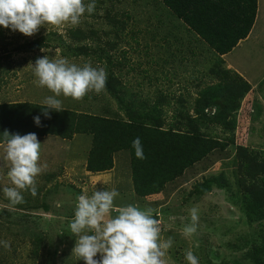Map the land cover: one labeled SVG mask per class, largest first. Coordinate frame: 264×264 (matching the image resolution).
Returning a JSON list of instances; mask_svg holds the SVG:
<instances>
[{
  "label": "rangeland",
  "instance_id": "374dc122",
  "mask_svg": "<svg viewBox=\"0 0 264 264\" xmlns=\"http://www.w3.org/2000/svg\"><path fill=\"white\" fill-rule=\"evenodd\" d=\"M91 2L84 0L85 5ZM95 6L76 26L44 25L32 36L0 26V104L44 105L54 93L38 86L35 62L45 56L67 58L81 67L91 63L104 68L107 80L101 93L91 91L82 100L56 97L62 108L192 131L221 147L159 192L139 196L132 188L128 151L120 153L124 158L116 160V171L93 183L82 163L69 167L65 162L67 144L58 152L45 145V140L66 143L72 138L37 136L42 142L39 163L46 167L36 177V196L22 190L25 202L11 205L3 187L13 185L0 161V242L11 245L7 249L0 243V264H86L72 255L77 237L69 225L77 198L85 191L91 196L112 189L120 194L114 199L117 208L133 204L152 209L161 239L173 241L167 264H188V249L199 264H264V0H256L251 35L228 55L227 63L196 46L162 0H95ZM229 63L244 75L228 68ZM218 94L224 108L215 103ZM220 113H226V120L214 119ZM3 129H9L7 122ZM77 136L71 153L82 151L85 159L92 137ZM194 206L197 230L185 237L183 228L191 223Z\"/></svg>",
  "mask_w": 264,
  "mask_h": 264
},
{
  "label": "clouds",
  "instance_id": "9594fccd",
  "mask_svg": "<svg viewBox=\"0 0 264 264\" xmlns=\"http://www.w3.org/2000/svg\"><path fill=\"white\" fill-rule=\"evenodd\" d=\"M95 0L85 5L84 0H0V26L32 36L44 25L76 26L87 11H95ZM32 65V64H31ZM34 75L40 87H47L53 96L44 100V115L50 118L48 109L63 111V95L74 100H82L91 91L101 93L106 86L107 73L102 67L85 63L82 67L70 63L67 58L50 60L47 56L38 58L34 65ZM37 126L39 116L34 117ZM4 155L0 158L2 167H7V177L12 187L4 186V197L11 205L24 203L22 190H30L37 195L36 177L46 165L41 166V143L35 133L21 136L2 134ZM138 159H145L139 137L133 141ZM120 194L116 189L94 191L91 196L85 191L79 195L74 218L70 222L71 234L77 237L72 255L83 259L86 264H167L166 255L172 246V239H161L160 221L153 217L152 209L142 210L129 204L116 207L114 199ZM191 223L183 228V235L190 237L196 232L199 219L198 208L190 210ZM116 212L113 217L111 213ZM10 249L8 241L0 242ZM101 259L97 260V254ZM188 264H199L198 257L191 249L186 250Z\"/></svg>",
  "mask_w": 264,
  "mask_h": 264
},
{
  "label": "trees",
  "instance_id": "16d2710c",
  "mask_svg": "<svg viewBox=\"0 0 264 264\" xmlns=\"http://www.w3.org/2000/svg\"><path fill=\"white\" fill-rule=\"evenodd\" d=\"M162 1L174 17L218 55L229 53L239 41L245 39L256 17V0ZM219 97L218 94L214 98L215 103L224 108L226 104ZM43 107L32 103L0 104V141L3 139L5 122L9 125L7 130L10 134L21 136L35 133L37 136L50 134L70 139L76 134L91 135L87 171L112 169L113 154L126 150L130 155L133 191L139 196L159 192L166 183L178 178L187 168L221 147L219 141L198 133L162 130L141 119L121 121L65 108L63 111L48 109L50 118H47ZM225 114H216L214 119L226 120ZM21 116L26 119L17 120ZM36 116L40 117V126L35 123ZM137 137L141 140L145 159L136 157L133 141Z\"/></svg>",
  "mask_w": 264,
  "mask_h": 264
},
{
  "label": "crops",
  "instance_id": "0c3cea01",
  "mask_svg": "<svg viewBox=\"0 0 264 264\" xmlns=\"http://www.w3.org/2000/svg\"><path fill=\"white\" fill-rule=\"evenodd\" d=\"M170 13H171V12H170ZM171 17H172L174 20H176V21H178L179 23L182 24V26H183L184 29L187 31L188 35L191 37V39L193 40V42L195 43L196 46H197L198 44L203 45V46L205 47V49H208V50H210L211 52H213L214 54H216V53L213 51V49H211V48L205 43V41H203V40L200 39L196 34H194L189 28H187V27L183 24V22H182L181 20H179V19H177L176 17H174V16L172 15V13H171ZM252 30H253V28H252ZM252 30L250 31L249 36L251 35ZM249 36H248L246 39L239 41V43L236 45V47H234V48L232 49V51H230L229 53L224 54V55H218V54H217V56H218L220 59H224V62L227 63V57H228V55L231 54L232 52H235L237 47H241V45H242L243 43L246 42V40L249 38ZM188 44H189V43H188ZM188 44H187V48H188ZM189 45H191V44H189ZM191 49H194V47L191 48ZM242 63H243V62H240V63H237V64H242ZM229 65H230V63L227 64L228 68H229ZM232 65H233V66H232ZM232 65H230V66H231V68H232L233 70H235V71H239V72L242 73V74L240 73L241 75H244L245 71H243V70H239V68H237V67L235 66L236 64H233V63H232ZM248 66H252V64H251V63H248ZM238 67H239V65H238ZM243 78H244L246 81L248 80V78H246V77H244V76H243ZM78 135H86V134H78ZM88 136H90V138H91V135H88ZM77 137H78L77 134L74 135V136L72 137V139H71V140H68L66 143H64V142H59V141H54V140H45V145H49L50 148H52V146H53V147H54V150L58 152V150L62 149V147H67V146H65V144H67V145H68V149H67V151L64 152V150H62V153L64 154L63 159L66 160L65 162L68 164V166H69V167H72V166H74V164H78V163L81 164V163H82L81 165H83V167H86V161H87L86 159H87V155H88L89 150H87L86 158H85V159H84V157H83V153H82V151H81V152H77V153H76V151H74V153H71V150H72L73 146L75 145V141H76ZM41 143H42V142H41ZM91 144H92V141H90V144H89V147H88V148H91ZM124 151H126V150H121V151L115 152V153L113 154V167H112V169L107 170V171H103V172H89V171H86V170H85V174H86V175H89L88 177L94 179L93 183H97V182H98V183H101V182L105 181V180L107 179V177L109 176L110 173L114 172V170H115V171L117 170V168H115L116 165L118 164V163H116V160L118 159L119 156H122L123 153H122L121 155H120V153H121V152H124ZM66 155H67V156H66ZM122 157H123V156H122ZM123 158H124V157H123ZM125 163H126V159H125ZM62 164H63V163H62ZM80 164H79V166H80ZM63 165H64V164H63ZM71 170H72V169H71ZM110 176H112V175H110ZM131 179H132V178H131ZM132 188H133V187H132ZM133 192H134V191H133Z\"/></svg>",
  "mask_w": 264,
  "mask_h": 264
}]
</instances>
